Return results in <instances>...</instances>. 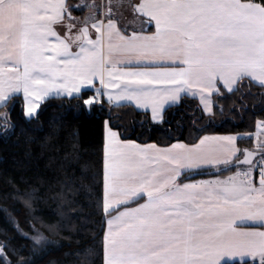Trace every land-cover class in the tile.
<instances>
[{
    "label": "snow or ice",
    "instance_id": "6c2138e0",
    "mask_svg": "<svg viewBox=\"0 0 264 264\" xmlns=\"http://www.w3.org/2000/svg\"><path fill=\"white\" fill-rule=\"evenodd\" d=\"M85 6L92 14L81 23L66 0H0V106L22 93L25 115L35 118L49 96L89 109L103 107L106 96L108 104L150 108L162 123L165 105L182 93L199 96L214 115L221 83L229 93L245 78L264 87V0H115L103 19ZM113 7L140 29L122 31ZM0 121L7 132L8 114ZM105 125L103 264H264V143L254 161L257 151L239 148L237 135L159 147L122 140ZM205 167L237 171L180 182Z\"/></svg>",
    "mask_w": 264,
    "mask_h": 264
},
{
    "label": "trees",
    "instance_id": "16d2710c",
    "mask_svg": "<svg viewBox=\"0 0 264 264\" xmlns=\"http://www.w3.org/2000/svg\"><path fill=\"white\" fill-rule=\"evenodd\" d=\"M5 113L11 127L0 128V264H103L105 122L124 140L162 147L205 135H248L264 121V87L246 80L216 95L214 115L184 97L162 123L130 105L105 101L89 109L70 98H51L26 119L24 101L15 96L0 107ZM239 145L257 151L250 138Z\"/></svg>",
    "mask_w": 264,
    "mask_h": 264
},
{
    "label": "crops",
    "instance_id": "0c3cea01",
    "mask_svg": "<svg viewBox=\"0 0 264 264\" xmlns=\"http://www.w3.org/2000/svg\"><path fill=\"white\" fill-rule=\"evenodd\" d=\"M97 1L98 0H66L67 4H69L71 6V9H74L75 6L76 7L78 6V8L76 9L77 10V14L72 15V17L75 18L76 21L81 22V23H82L84 17L89 16V15L92 14L89 11V8L86 7L85 5H94V6H96L95 2H97ZM103 2H105V6L108 5L109 3H112L113 5L115 4V0H103ZM99 3H100V1H99ZM113 8H115V7H113ZM94 12L97 15V18H100V19H103L104 18L103 17V14L99 13V11L95 9V7H94ZM102 13H103V11H102ZM113 14H114V18H116L118 20V27H120L122 31H126L127 34H131V32L133 30H137L138 31L140 29L139 21L134 20L133 17H132V15L129 14L128 11H126L125 9H117V8H115L114 11H113ZM67 23H68V20L65 21V24L66 25H67ZM79 27H80V23H77V28H79ZM57 31L59 32V34L62 37H64L66 34H68L66 28H61L59 26L57 28ZM75 31H76V29H73V33ZM90 31H92L93 38H94V30H91L90 29ZM73 50L75 51L77 49L74 47ZM246 80L247 81H250V82H252V83H254V84L258 85V86H260V84L257 81H253L250 78H245L243 81H246ZM238 86L239 85H237V88H238ZM97 87H99V84H97ZM88 90L94 91V89H88ZM221 91H222V93L223 92L229 93L223 87L222 83H221ZM216 95L217 94H213V96H212L213 113L215 111V96ZM15 96H20L23 99V101H24V107H25V111H26V103H25L23 94L22 93H19V94L14 95L13 97H15ZM184 97H189V98H192V99L197 100V102L199 103V105L201 106V108L203 110V105L201 104V102L199 100V96H192L191 94H184V93H182L181 94V99L176 104L165 105V111L168 108L172 107V106H176V105L180 104L182 98H184ZM51 98H67V97H64V96L56 97V96L53 95V96H49V97L45 98L43 101H40L39 102L40 103V108L37 110L38 113H39V111L41 109L42 104H44V102H46L47 100H49ZM104 100L107 102V97L106 96L104 97ZM112 105H115V106H118V105H130V106H133L134 108H136L139 111L148 113L150 115L151 119H152L151 109L150 108H147V109L138 108L135 105V102L134 101L133 102L120 101L119 103L114 102V103H112ZM0 107H2V106H0ZM204 113L206 115H210V114H208L206 112H204ZM163 115H164V113H163ZM25 117H26V119H32V118L27 117L26 115H25ZM152 121H153V119H152ZM153 122L154 123H161V122H157V121H153ZM108 127H110V126L108 125ZM114 131H116V130H114ZM105 135H106V127H105ZM217 136H223V135H217ZM237 136H238L237 146L239 148H241L240 145H239V141L240 140L250 138V139L253 140L256 150L259 151L256 146L258 144L264 143V128H257L256 132L250 133L248 135H237ZM120 138H121V136H120ZM122 140H124V139H122ZM136 143H138V142H136ZM138 144H140V143H138ZM147 144H154V143H147ZM141 145H145V144H141ZM159 147H162V146H159ZM166 147H168V146H166ZM241 149H245V148H241ZM241 158H242V155L240 156V159ZM220 167H221V169L224 168V166H220ZM246 169L247 168H241L240 167V170H246ZM235 171H237V168H236ZM235 171H229V172H227V170L217 171L216 168L205 167V168H202V169H199V170H194L191 173H184V174L181 175V177L179 179H180V182L181 183L192 182V181H199V180H207V179H214L216 176H219V178L224 179L227 176L232 175ZM223 172H226V173H223ZM253 176H254V180H255V182H256V184L258 186L259 176L256 175L255 173H253ZM139 202L140 203H143V200H140ZM131 206L132 207H135L136 205L135 204H132ZM105 230H106V224H105Z\"/></svg>",
    "mask_w": 264,
    "mask_h": 264
},
{
    "label": "rangeland",
    "instance_id": "374dc122",
    "mask_svg": "<svg viewBox=\"0 0 264 264\" xmlns=\"http://www.w3.org/2000/svg\"><path fill=\"white\" fill-rule=\"evenodd\" d=\"M99 1H100V3H99ZM95 4H96L95 9L98 10L99 13L103 14L106 11L105 2H103V0H98L97 2H95ZM114 9L115 8H113V11H114ZM102 11H103V13H102ZM71 13H72V15L77 14V10L76 9H71ZM37 235H40V236L43 237L42 233L40 231H38V230H36V233H35L34 237L37 236Z\"/></svg>",
    "mask_w": 264,
    "mask_h": 264
},
{
    "label": "water",
    "instance_id": "95a60500",
    "mask_svg": "<svg viewBox=\"0 0 264 264\" xmlns=\"http://www.w3.org/2000/svg\"><path fill=\"white\" fill-rule=\"evenodd\" d=\"M258 153V152H257ZM258 156H260L259 155V153L254 157V160L258 157ZM243 159V156H242V158H241V160ZM240 167H248L247 165H241Z\"/></svg>",
    "mask_w": 264,
    "mask_h": 264
},
{
    "label": "built area",
    "instance_id": "2783aa9c",
    "mask_svg": "<svg viewBox=\"0 0 264 264\" xmlns=\"http://www.w3.org/2000/svg\"><path fill=\"white\" fill-rule=\"evenodd\" d=\"M259 160H260V158L258 159V161H259ZM255 171H256V172L259 174V171H258V169H256Z\"/></svg>",
    "mask_w": 264,
    "mask_h": 264
}]
</instances>
